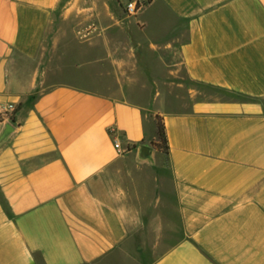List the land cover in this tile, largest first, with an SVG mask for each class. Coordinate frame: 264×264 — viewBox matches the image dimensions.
Returning a JSON list of instances; mask_svg holds the SVG:
<instances>
[{"label": "crops", "instance_id": "obj_1", "mask_svg": "<svg viewBox=\"0 0 264 264\" xmlns=\"http://www.w3.org/2000/svg\"><path fill=\"white\" fill-rule=\"evenodd\" d=\"M117 1L0 0V264H264V0Z\"/></svg>", "mask_w": 264, "mask_h": 264}, {"label": "rangeland", "instance_id": "obj_2", "mask_svg": "<svg viewBox=\"0 0 264 264\" xmlns=\"http://www.w3.org/2000/svg\"><path fill=\"white\" fill-rule=\"evenodd\" d=\"M118 5H121V1H117ZM82 37L80 33H77L73 35L71 30H69L68 35L65 37V42L67 43L66 45L61 46V53L65 55L67 54V64H68V71L72 72L74 71V64H78L79 62L77 61L76 55L77 53L82 49V46L78 44L77 40H79ZM65 51V52H64ZM57 58V56H55ZM55 64L57 62H54ZM59 64V62L57 63ZM105 67V69H104ZM103 69L100 71L101 73L107 72V63L104 64ZM57 70V71H55ZM59 67L53 66L52 67V82L57 81L59 78L56 76V74L59 73ZM75 72V71H74ZM67 77H73V74H67ZM97 77V76H96ZM91 77V75L88 78H84L82 81H85L84 83L90 84L92 79H100V80H105V84H107V77ZM145 78H141L142 81ZM153 79L156 78H148V81H153ZM161 81H164L161 85H146V86H141L140 83L135 87V91H131L129 93H126V96L133 99L134 101L140 103L143 106L148 107L149 104L152 102L153 97L157 94L155 91L156 89H161L163 92L160 94V99L162 100L163 106H166L168 110L172 111H177L181 110L184 107V103L186 101V93H187V79L184 76V73L181 72V82L183 83V87H180L179 89H172L170 85H167V81L170 78H158Z\"/></svg>", "mask_w": 264, "mask_h": 264}, {"label": "water", "instance_id": "obj_3", "mask_svg": "<svg viewBox=\"0 0 264 264\" xmlns=\"http://www.w3.org/2000/svg\"><path fill=\"white\" fill-rule=\"evenodd\" d=\"M14 131L13 124L6 122L3 130L0 133V145L10 136ZM155 148L151 145L141 144L138 146V156L139 162H147L153 164L155 162Z\"/></svg>", "mask_w": 264, "mask_h": 264}, {"label": "built area", "instance_id": "obj_4", "mask_svg": "<svg viewBox=\"0 0 264 264\" xmlns=\"http://www.w3.org/2000/svg\"><path fill=\"white\" fill-rule=\"evenodd\" d=\"M152 0H126L123 3V8L128 16H136L147 4ZM7 113H12L15 110L14 104H9L4 107Z\"/></svg>", "mask_w": 264, "mask_h": 264}, {"label": "trees", "instance_id": "obj_5", "mask_svg": "<svg viewBox=\"0 0 264 264\" xmlns=\"http://www.w3.org/2000/svg\"><path fill=\"white\" fill-rule=\"evenodd\" d=\"M158 127V140L153 144L159 150L167 151L169 148L165 125L160 116H156Z\"/></svg>", "mask_w": 264, "mask_h": 264}]
</instances>
